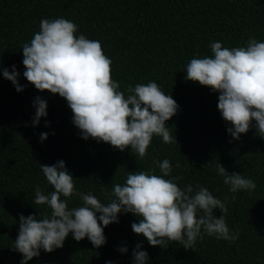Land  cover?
Listing matches in <instances>:
<instances>
[{"label": "trees", "instance_id": "obj_1", "mask_svg": "<svg viewBox=\"0 0 264 264\" xmlns=\"http://www.w3.org/2000/svg\"><path fill=\"white\" fill-rule=\"evenodd\" d=\"M61 17L78 26L77 36L101 42L112 61V78L126 96L129 84L155 81L173 97L179 110L166 124L177 143L154 136L141 159L130 146L121 152L108 143L84 140L66 99L40 92L24 78L23 44L39 31L42 19ZM250 37L264 42V0H0V68L11 71L15 65L24 87L18 92L0 71V264H21L22 254L12 249L20 215L50 213L46 205L33 204L37 185L45 194L54 191L41 165L63 160L78 191L107 203L103 193L111 192L112 184L125 183L129 171L160 175L155 162L164 159L173 166L166 179L182 177L176 181L179 187L200 185L222 201L227 197L225 219L238 233L235 242L205 235L195 250L179 242L153 247L132 230L139 218L122 213L118 223L104 229L107 242L100 248L87 238L77 242L70 233L63 248L41 249L28 264H134L137 243L148 252V264H264V138L253 126L233 139L227 131L231 125L218 110L219 93L186 80L185 72L192 58L212 55L211 42L242 47ZM38 96L47 101L48 115L32 126ZM46 121L50 126L45 127ZM44 132L49 135L42 142ZM220 163L230 174L252 179L256 189L230 192L217 174ZM81 204L78 197L69 201L70 208ZM214 215L222 213L216 209ZM120 247L128 252L121 253Z\"/></svg>", "mask_w": 264, "mask_h": 264}, {"label": "clouds", "instance_id": "obj_2", "mask_svg": "<svg viewBox=\"0 0 264 264\" xmlns=\"http://www.w3.org/2000/svg\"><path fill=\"white\" fill-rule=\"evenodd\" d=\"M78 26L63 17L42 19L39 31L22 46L24 78L40 91L58 94L66 99L73 113V124L84 140L108 143L121 152L131 147L132 153L144 158L154 136L166 144L177 143L166 122L177 115L179 105L155 82L127 86V96L120 83L112 78V61L102 50L101 42L76 35ZM212 55L192 58L186 66V80L209 87L219 93L218 110L231 127L229 135L239 140L255 126L256 134L264 138V42L250 37L246 46L228 48L221 42H211ZM3 77L13 83L18 92L20 73L0 68ZM32 126L47 117L48 104L42 97L34 100ZM254 122V123H253ZM50 122H45V127ZM48 133L40 134L41 141ZM160 175L148 171L128 173L123 184H112V191L103 193L101 202L91 193L77 190L74 176L63 160L55 165H41V171L54 191L45 194L37 185L33 204L46 205L50 213L19 217V232L12 249L22 254L21 264L39 257L41 249L51 253L63 248L71 233L79 242L87 238L95 248L106 244L104 229L119 222V215L131 213L139 218L131 227L153 247L166 249L170 242H179L185 249H194L205 235L217 240L235 242L238 233L226 223V200L216 198L206 187L184 188L170 177L173 171L168 159L156 161ZM211 163V162H209ZM176 167L180 164L177 162ZM217 174L233 194L253 191L256 184L239 173H229L221 163ZM78 197L82 204L69 207ZM235 199V195H233ZM38 208V207H37ZM39 209V208H38ZM222 215L217 217L214 210ZM99 214V215H98ZM137 243L132 252L134 264H148L149 254ZM127 253V247L118 249ZM107 264H112L108 261Z\"/></svg>", "mask_w": 264, "mask_h": 264}]
</instances>
